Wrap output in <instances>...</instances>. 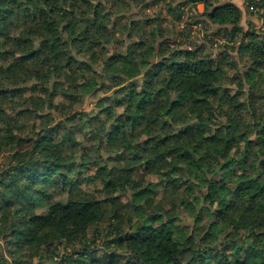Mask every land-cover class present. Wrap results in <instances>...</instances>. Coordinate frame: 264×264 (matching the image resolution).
<instances>
[{"label": "trees", "instance_id": "trees-1", "mask_svg": "<svg viewBox=\"0 0 264 264\" xmlns=\"http://www.w3.org/2000/svg\"><path fill=\"white\" fill-rule=\"evenodd\" d=\"M162 1L0 0V264H264V30Z\"/></svg>", "mask_w": 264, "mask_h": 264}, {"label": "rangeland", "instance_id": "rangeland-1", "mask_svg": "<svg viewBox=\"0 0 264 264\" xmlns=\"http://www.w3.org/2000/svg\"><path fill=\"white\" fill-rule=\"evenodd\" d=\"M211 1L212 0H208V2ZM247 1L248 0H234V2L243 9L242 26L244 27V30H247L246 28H248V26H250L251 24L253 26L259 27L262 30H264V18L256 14L248 13V11L245 9V4ZM169 2H173L174 6H177L179 0H166L159 3H155L151 5L149 8H144L142 6H139L132 10L135 13H141V14L144 13L150 15L149 18L152 19L151 21H153L154 25L149 26L146 29V31H144V34L147 33L146 37L151 36L153 34L152 33L153 30L155 29L154 26L158 25V29H160L159 31L161 35H163L164 38H166L167 40L179 43L182 40H185V38L189 37L190 40H192V43L189 41H187L188 43H183V46L185 45L189 48L195 43L203 42L206 40L208 41L214 40L215 45L213 44V46L214 48H216L217 40H219L218 42H222L224 40L222 35L219 36L213 35L212 34L213 27L211 26L209 21L205 20V18L203 19L199 15V13L205 9L206 2L197 3L195 6L192 7V10L186 8L182 20H177L174 14V12H176V8L175 10H171L168 5ZM190 22L192 24L190 26H187L185 33L179 35L180 31L183 30V26L186 25L187 23L189 24ZM55 102H53L54 106L56 104ZM86 106L87 108H91V106H93V102L91 98ZM154 153L159 155V157H164L167 152L164 149H158L155 150ZM142 172H144L143 169H141L140 173Z\"/></svg>", "mask_w": 264, "mask_h": 264}]
</instances>
